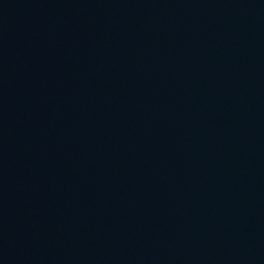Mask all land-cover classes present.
<instances>
[{
	"label": "water",
	"instance_id": "1",
	"mask_svg": "<svg viewBox=\"0 0 264 264\" xmlns=\"http://www.w3.org/2000/svg\"><path fill=\"white\" fill-rule=\"evenodd\" d=\"M0 264H264V0H0Z\"/></svg>",
	"mask_w": 264,
	"mask_h": 264
}]
</instances>
